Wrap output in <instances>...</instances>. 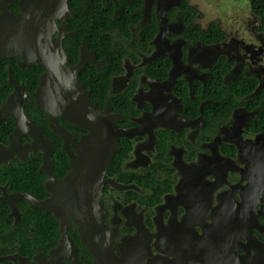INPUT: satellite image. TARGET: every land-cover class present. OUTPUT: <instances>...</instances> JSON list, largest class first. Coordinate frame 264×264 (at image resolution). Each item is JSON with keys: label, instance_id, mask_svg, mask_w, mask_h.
Instances as JSON below:
<instances>
[{"label": "flooded vegetation", "instance_id": "obj_1", "mask_svg": "<svg viewBox=\"0 0 264 264\" xmlns=\"http://www.w3.org/2000/svg\"><path fill=\"white\" fill-rule=\"evenodd\" d=\"M246 1L0 0V264L93 263L46 211L89 134L36 101L58 47L118 131L98 201L119 261H264V22Z\"/></svg>", "mask_w": 264, "mask_h": 264}, {"label": "water", "instance_id": "obj_2", "mask_svg": "<svg viewBox=\"0 0 264 264\" xmlns=\"http://www.w3.org/2000/svg\"><path fill=\"white\" fill-rule=\"evenodd\" d=\"M14 21L24 24V14L14 16ZM23 38H10V45L5 49L23 51ZM39 58L41 56L39 55ZM44 65L46 70L40 75L39 85L35 91L38 105L53 115H60L71 123L89 131L81 140L84 151L78 159L73 158V171L58 183L61 191H53L49 202L53 207L46 211L64 220L60 210L68 211V218H74L79 225V234L82 242L87 245L93 256L92 264H130L128 261H119L114 253L116 249L112 234L109 235L105 216L102 213L101 203L98 195L102 187L103 172L99 170L98 156L104 157V166L112 160L114 151L117 149V136L112 117L106 112L98 110L88 95V90L78 78V71L83 63L71 66L63 48L52 52L35 61ZM14 96V95H13ZM108 115V116H107ZM264 135L256 138L263 141ZM102 142V143H101ZM101 143V144H100ZM107 144L104 152H99L98 146ZM104 145V146H105ZM84 159V160H83ZM78 160V162H77ZM83 160L82 162H80ZM93 165L90 172H82L84 166ZM73 173L77 174L72 179ZM46 202L35 201L34 206L44 209ZM62 205L63 209L59 206ZM59 206V207H58ZM250 240V239H249ZM136 264H144V261H134ZM264 264V261H240V264Z\"/></svg>", "mask_w": 264, "mask_h": 264}, {"label": "trees", "instance_id": "obj_3", "mask_svg": "<svg viewBox=\"0 0 264 264\" xmlns=\"http://www.w3.org/2000/svg\"><path fill=\"white\" fill-rule=\"evenodd\" d=\"M251 3L255 9H258L259 13L263 17V22H264V0H251ZM262 117L264 118V116ZM259 119H261V116H259Z\"/></svg>", "mask_w": 264, "mask_h": 264}, {"label": "rangeland", "instance_id": "obj_4", "mask_svg": "<svg viewBox=\"0 0 264 264\" xmlns=\"http://www.w3.org/2000/svg\"><path fill=\"white\" fill-rule=\"evenodd\" d=\"M241 1H242V4H243L245 7H247L248 2H247L246 0H241Z\"/></svg>", "mask_w": 264, "mask_h": 264}]
</instances>
